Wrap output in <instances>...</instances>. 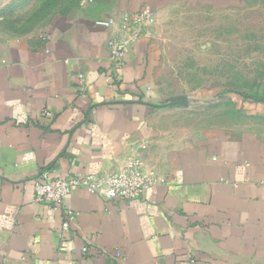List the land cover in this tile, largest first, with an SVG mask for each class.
Wrapping results in <instances>:
<instances>
[{"label": "crops", "instance_id": "crops-1", "mask_svg": "<svg viewBox=\"0 0 264 264\" xmlns=\"http://www.w3.org/2000/svg\"><path fill=\"white\" fill-rule=\"evenodd\" d=\"M250 2L0 0V264H264V138L163 136L154 29L113 75L116 29L96 25L145 5L156 27L174 5ZM132 155L161 178L139 200L77 189L60 209L34 201L43 173L102 174ZM67 210L76 220L65 232Z\"/></svg>", "mask_w": 264, "mask_h": 264}, {"label": "rangeland", "instance_id": "rangeland-1", "mask_svg": "<svg viewBox=\"0 0 264 264\" xmlns=\"http://www.w3.org/2000/svg\"><path fill=\"white\" fill-rule=\"evenodd\" d=\"M153 29L163 136L179 145L219 133L264 138V0L220 11L174 5Z\"/></svg>", "mask_w": 264, "mask_h": 264}, {"label": "built area", "instance_id": "built-area-1", "mask_svg": "<svg viewBox=\"0 0 264 264\" xmlns=\"http://www.w3.org/2000/svg\"><path fill=\"white\" fill-rule=\"evenodd\" d=\"M156 22L157 15L151 5H145L136 12L126 13L119 21L111 18L96 22L97 26L116 29L108 43L113 75L121 71L127 62V49L149 35ZM43 115L46 119L54 118V114L48 110H44ZM34 182V201L37 204L49 205L53 209H60L64 207L66 197L77 189H85L105 200H139L148 190L158 185L161 178L155 172L146 169L140 156L132 155L127 159L125 166L116 171L80 174L66 178L51 177L43 173ZM65 215L62 229L68 232L76 220V214L67 210ZM83 251L88 252V248H84Z\"/></svg>", "mask_w": 264, "mask_h": 264}]
</instances>
